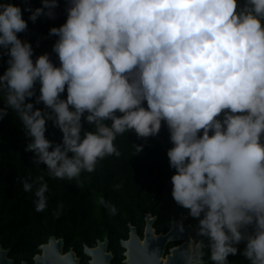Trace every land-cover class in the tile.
Here are the masks:
<instances>
[{
	"label": "clouds",
	"instance_id": "1",
	"mask_svg": "<svg viewBox=\"0 0 264 264\" xmlns=\"http://www.w3.org/2000/svg\"><path fill=\"white\" fill-rule=\"evenodd\" d=\"M58 7L0 2V119L9 109L19 116L34 164L73 180L119 157L117 136H157L166 125L172 197L198 221L182 264L206 255L231 264L238 252L264 264V0H67L66 21L49 30L57 64L48 52L34 57L18 33ZM48 121L62 142L46 136ZM33 190L35 210H45L43 175L23 180ZM97 203L117 214L104 196Z\"/></svg>",
	"mask_w": 264,
	"mask_h": 264
},
{
	"label": "trees",
	"instance_id": "2",
	"mask_svg": "<svg viewBox=\"0 0 264 264\" xmlns=\"http://www.w3.org/2000/svg\"><path fill=\"white\" fill-rule=\"evenodd\" d=\"M2 2V0H0ZM12 3L34 10L42 6L43 0H11ZM67 0H59L55 18L39 17L36 22L28 21V29L18 33L24 39L41 42L34 46V54L51 53L57 64L58 57L52 52L55 42L43 41L53 26H60L67 19ZM24 18L30 15L23 12ZM49 48L45 51V48ZM7 55L0 56V74L7 64ZM67 97V92L62 94ZM32 100L35 97L31 98ZM5 106L0 94V108ZM36 107H43L42 104ZM111 123V121H109ZM90 126L85 122L84 128ZM62 132L48 121L46 136L54 142H62ZM19 116L9 109L7 116L0 119V245L11 249L10 255L16 263L31 261L39 253V247L55 236L64 239L66 250L73 249L87 263L84 254L86 246L95 247L98 241L109 240L108 250L112 252L111 264H123L126 259L122 240H127L131 226L142 235L145 217H156L154 228L157 234L167 233L172 223L182 215L187 216L195 234L198 221L188 215V211L178 205L172 197L171 177L175 169L169 165L167 151L172 147L166 125L157 136L139 138L135 131L117 136L115 144L121 155L108 156L97 163L95 171L83 172L73 180L51 178L46 165L36 166L34 153L25 151L29 142ZM144 147L136 153L135 144ZM43 175L49 185L48 207L40 212L35 210L36 199L33 192L23 191V180ZM115 185H120L116 188ZM117 207V214L111 215L107 208L97 203L100 196ZM59 205H63L59 209ZM59 211V215L56 212ZM240 250L245 242L238 245ZM231 264H247L239 252L230 254ZM205 264H212L205 256Z\"/></svg>",
	"mask_w": 264,
	"mask_h": 264
},
{
	"label": "water",
	"instance_id": "3",
	"mask_svg": "<svg viewBox=\"0 0 264 264\" xmlns=\"http://www.w3.org/2000/svg\"><path fill=\"white\" fill-rule=\"evenodd\" d=\"M146 228L145 238L142 240L137 233V228L131 226L129 238L122 240L125 248L126 264H182L181 250L187 246L188 238L192 235L194 228L185 222L187 216L182 215L177 221L172 223L171 229L167 233L157 234L153 224L156 217L147 214L145 217ZM183 222L185 231L180 233L179 224ZM172 242H181L179 246L170 249L166 254L167 247ZM109 240L98 241L95 247H85V254L91 258V264H111L113 254L108 250ZM64 239L51 237L48 243L40 246L42 254L36 256V264H79L73 250L62 256ZM158 251V257L150 255L151 252ZM8 250L0 245V264H12L13 260L7 258ZM23 264H26L25 262Z\"/></svg>",
	"mask_w": 264,
	"mask_h": 264
},
{
	"label": "flooded vegetation",
	"instance_id": "4",
	"mask_svg": "<svg viewBox=\"0 0 264 264\" xmlns=\"http://www.w3.org/2000/svg\"><path fill=\"white\" fill-rule=\"evenodd\" d=\"M154 223H155V222H154ZM153 227H154V224H153ZM145 228H146V223H145V227H144V231H143L142 235H140V234L138 233V229H137V233H138V235L140 236V238H141L142 240L145 238ZM180 243H181V242H172V243H170V244L168 245V247H167L166 254H169V253H170V249L173 248V247L179 246ZM1 246H2V245H1ZM2 247H3V246H2ZM3 249H5V248H3ZM5 250H8L7 258L13 260V263H12V264H17L16 261H15V258H14L13 256L10 255L11 249H5ZM71 250H73V249L71 248V249H69V250H66V248H65V241H64V246H63L62 256H65V254L68 253V252L71 251ZM84 250H85V249H84ZM73 251H74V250H73ZM74 252H75V251H74ZM42 253H43V251H41V249H40V247H39V253L35 254V256L33 257V259H32L31 261L23 260V261H21V262L18 263V264H23L24 262H25L26 264H36V259H35L36 256H37L38 254H42ZM111 253H112V252H111ZM84 254H85V252H84ZM75 255H76L77 259H79V261H80L79 264H91V258H90L88 255L85 254L87 257H89L87 263H83V262H82V258H81L80 256H78V254H77L76 252H75ZM125 260H126V259H125ZM125 260L123 261V264H126Z\"/></svg>",
	"mask_w": 264,
	"mask_h": 264
},
{
	"label": "built area",
	"instance_id": "5",
	"mask_svg": "<svg viewBox=\"0 0 264 264\" xmlns=\"http://www.w3.org/2000/svg\"><path fill=\"white\" fill-rule=\"evenodd\" d=\"M57 38L58 37H56V36H50L49 34H47L44 36L43 41L55 42ZM40 45H41V42L38 41L34 44V47H39Z\"/></svg>",
	"mask_w": 264,
	"mask_h": 264
},
{
	"label": "rangeland",
	"instance_id": "6",
	"mask_svg": "<svg viewBox=\"0 0 264 264\" xmlns=\"http://www.w3.org/2000/svg\"><path fill=\"white\" fill-rule=\"evenodd\" d=\"M35 43H36V42H35ZM35 43H34V44H35ZM34 44H33V45H34ZM40 46H41V45H40ZM40 46H39V47H40ZM39 47H35V48H39ZM39 55H41V52L34 54V57H37V56H39ZM185 225H186V222H185Z\"/></svg>",
	"mask_w": 264,
	"mask_h": 264
},
{
	"label": "crops",
	"instance_id": "7",
	"mask_svg": "<svg viewBox=\"0 0 264 264\" xmlns=\"http://www.w3.org/2000/svg\"><path fill=\"white\" fill-rule=\"evenodd\" d=\"M49 48L47 47V48H45V51H47Z\"/></svg>",
	"mask_w": 264,
	"mask_h": 264
}]
</instances>
